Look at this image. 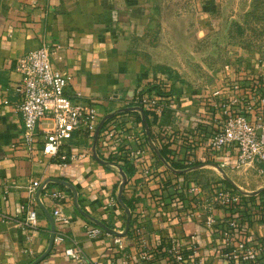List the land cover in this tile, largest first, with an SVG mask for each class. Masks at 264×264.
<instances>
[{
  "label": "crops",
  "instance_id": "crops-1",
  "mask_svg": "<svg viewBox=\"0 0 264 264\" xmlns=\"http://www.w3.org/2000/svg\"><path fill=\"white\" fill-rule=\"evenodd\" d=\"M255 5L264 17V0H0V264L34 263L52 232L38 264H135L143 244L147 264H174L163 259L169 241L189 254L195 232L203 264H264L224 256L237 241L264 246V164L262 174L231 168L233 151L214 154L199 142L217 128L214 91L233 113L251 103L254 90L264 95V39L262 52L254 51L244 26ZM250 27L261 32L264 25ZM42 44L70 77L68 95L79 94L97 114L94 132L70 142L76 160L66 167L43 156L40 143L32 150L21 144L15 64ZM140 96L160 108L142 110L156 151L141 114L123 111L139 107ZM123 163L133 175H124L118 201ZM35 181L45 184L39 200L29 193ZM219 188L239 193V201L214 203ZM54 191L58 202L45 197ZM27 210L36 213L34 228L23 225ZM209 215L216 222L205 228ZM73 246L82 252L77 260L65 255Z\"/></svg>",
  "mask_w": 264,
  "mask_h": 264
},
{
  "label": "built area",
  "instance_id": "built-area-1",
  "mask_svg": "<svg viewBox=\"0 0 264 264\" xmlns=\"http://www.w3.org/2000/svg\"><path fill=\"white\" fill-rule=\"evenodd\" d=\"M45 44L32 50L16 60L15 71L19 75V82L14 87L18 97L15 112L23 123L21 144L27 150H32L40 143L41 153L50 160L59 161L61 167H66L68 162L76 160V156L68 153L69 144L75 135L92 134L97 122V114L93 107H90L80 100L79 94L69 96L67 93L70 77L64 72L56 69L52 61L54 56L60 58ZM226 71L232 67L226 66ZM227 77L231 78L227 73ZM229 78V79H230ZM251 103L246 104L244 109L231 111L230 105L222 103L221 93L216 90L212 97L218 98L212 102V109L215 110L214 119L217 120V128L205 139L199 140L204 144V150L220 153L224 150L233 151L235 155L234 165L231 168L246 166L262 174L264 164V95L260 91L252 92ZM233 101L232 105H235ZM136 104L145 112H159L160 108L154 98L140 96ZM251 114L252 120L248 118ZM42 126V128H41ZM203 158V157H202ZM198 161L201 158L197 159ZM219 169L225 165L218 163ZM45 190V184L31 182L29 186L30 196H36L37 191ZM193 191L200 194L198 188ZM0 196L4 198V190L0 189ZM45 197L58 202L62 196L59 192H46ZM239 193L232 192L225 188L215 190L213 202L222 206H232L239 201ZM23 209V208H22ZM53 215H59L58 210ZM192 213L190 217H194ZM63 221V220H62ZM215 218L209 215L204 220V227L209 228L215 225ZM23 225L27 228H34L37 225L36 213L32 210L26 211ZM229 226L235 227L234 222ZM137 231V230H136ZM139 231V230H138ZM197 233H192L186 253V245L172 238L164 251V261L171 260L174 264H203L197 248ZM62 242L63 238H58ZM120 250L123 249L121 240L115 239ZM81 249L77 246L65 250L69 259H79ZM150 253L143 244L138 248V256L135 264H147L150 261ZM226 258L240 259L250 263L257 262L264 258V246L250 244L243 241L235 242L230 248V253L224 255Z\"/></svg>",
  "mask_w": 264,
  "mask_h": 264
},
{
  "label": "water",
  "instance_id": "water-1",
  "mask_svg": "<svg viewBox=\"0 0 264 264\" xmlns=\"http://www.w3.org/2000/svg\"><path fill=\"white\" fill-rule=\"evenodd\" d=\"M123 111H126V112H131V111H137L141 114V119H142V123H143V126H144V129H145V132H146V135H147V139L150 143V145L152 146V148L156 151V149L154 148V146L152 145L151 143V140H150V133H149V129H148V126H147V122H146V118H145V115L142 111L141 108L139 107H135V108H127V109H124ZM106 118H104L100 124L98 125V127L96 128V131H95V134H94V140H93V149L95 147V144H96V140H97V136H98V132L103 124V122L105 121ZM94 153V151H93ZM95 155V154H94ZM164 162V161H163ZM121 174V178H122V184H121V187L119 189V194H118V201H120V195H121V192H122V185L125 184L126 182V178L124 176L123 173H120ZM73 194H75V192L72 190ZM41 194V189H39L36 193V199L39 200V195ZM126 212V215H127V219H126V227H128V224H129V220H130V216H129V212L128 210L125 211ZM52 243H53V232L51 233V236H50V242H49V245H48V249L46 251L45 254L42 255L41 258H39L38 260H36L34 263L32 264H38V262L49 252L51 246H52Z\"/></svg>",
  "mask_w": 264,
  "mask_h": 264
},
{
  "label": "trees",
  "instance_id": "trees-1",
  "mask_svg": "<svg viewBox=\"0 0 264 264\" xmlns=\"http://www.w3.org/2000/svg\"><path fill=\"white\" fill-rule=\"evenodd\" d=\"M254 23H262L264 25V17L263 14L261 12V8L260 6L255 5L252 9V11L248 14H246L245 18H244V26L249 27L250 25L254 24ZM235 30L234 35L236 36H241L242 32H240V28L241 26L238 24H234L232 26ZM263 31H261L260 33H264V28L262 29ZM250 31L252 33H254L253 29H250ZM161 155L162 152L160 151ZM120 169L122 170V172L124 173V175L126 177H131L133 175V170L131 169V167L128 166L127 163H123L120 165Z\"/></svg>",
  "mask_w": 264,
  "mask_h": 264
},
{
  "label": "rangeland",
  "instance_id": "rangeland-1",
  "mask_svg": "<svg viewBox=\"0 0 264 264\" xmlns=\"http://www.w3.org/2000/svg\"><path fill=\"white\" fill-rule=\"evenodd\" d=\"M250 29H251V27L249 26V27H247L246 28V30H247V35H249L250 36V38H254V39H252V40H249L251 43H254L255 45L253 46V45H250V44H248V47H253V50L254 51H257L258 53H260V52H262L261 50V40L262 39H264V33L262 32V33H260V32H254L253 34H252V32L250 31ZM257 37H259V38H257ZM258 39H260L257 43L255 42V41H257ZM253 40H255V41H253ZM258 48V49H257ZM220 56L222 57V53L220 54ZM215 67V66H214ZM216 67H217V65H216ZM208 172H212V173H215L213 170H210V171H208Z\"/></svg>",
  "mask_w": 264,
  "mask_h": 264
}]
</instances>
